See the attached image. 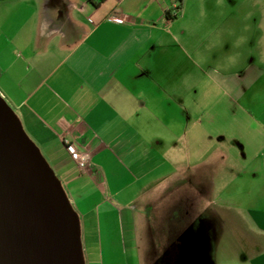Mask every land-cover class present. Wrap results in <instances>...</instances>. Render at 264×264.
I'll list each match as a JSON object with an SVG mask.
<instances>
[{"label": "crops", "instance_id": "0c3cea01", "mask_svg": "<svg viewBox=\"0 0 264 264\" xmlns=\"http://www.w3.org/2000/svg\"><path fill=\"white\" fill-rule=\"evenodd\" d=\"M7 1L0 95L76 212L85 264H128L146 195L179 174L177 236L205 221L195 205L222 221L241 191L264 226V0H54L56 15L47 0Z\"/></svg>", "mask_w": 264, "mask_h": 264}, {"label": "water", "instance_id": "95a60500", "mask_svg": "<svg viewBox=\"0 0 264 264\" xmlns=\"http://www.w3.org/2000/svg\"><path fill=\"white\" fill-rule=\"evenodd\" d=\"M0 264H85L78 216L1 95Z\"/></svg>", "mask_w": 264, "mask_h": 264}, {"label": "rangeland", "instance_id": "374dc122", "mask_svg": "<svg viewBox=\"0 0 264 264\" xmlns=\"http://www.w3.org/2000/svg\"><path fill=\"white\" fill-rule=\"evenodd\" d=\"M52 1L54 0H47V3L51 5L52 14L56 15L54 9L57 5L55 4L54 7ZM60 7L66 6L62 2ZM187 175H176L168 188L146 195L145 206L152 215L146 221L145 230L139 232L137 252L132 253L129 248L125 255L126 262L128 264H252L253 256L264 253V226L255 222L249 215L248 209L252 207L249 205L250 200L245 196L246 191H241L237 199H232L233 202L240 204L235 206L236 208L229 210L227 206H221L224 211L222 221L215 219L214 211L210 210L206 201L203 200L202 204L195 205V216L204 212L205 221L188 223L191 224V230L187 237L177 236L180 233L176 231L178 225L174 215L171 217L170 215L174 209L172 207L174 201L185 194L183 188L186 183L183 186L180 182ZM196 190L191 191L195 197L191 199L192 202L199 201ZM206 190L214 192L208 182H206ZM181 201L179 208H190L189 199L185 198V201ZM253 208L264 209V205ZM227 210L232 216L226 215ZM168 216L173 220L168 219Z\"/></svg>", "mask_w": 264, "mask_h": 264}, {"label": "built area", "instance_id": "2783aa9c", "mask_svg": "<svg viewBox=\"0 0 264 264\" xmlns=\"http://www.w3.org/2000/svg\"><path fill=\"white\" fill-rule=\"evenodd\" d=\"M108 20L111 22H120V18L116 15L110 16ZM67 146L74 159L78 162L79 166L84 169L89 161L88 153L81 151L74 143H69L68 141Z\"/></svg>", "mask_w": 264, "mask_h": 264}, {"label": "trees", "instance_id": "16d2710c", "mask_svg": "<svg viewBox=\"0 0 264 264\" xmlns=\"http://www.w3.org/2000/svg\"><path fill=\"white\" fill-rule=\"evenodd\" d=\"M180 1H181V0H180ZM97 3H98V2H95V4H97ZM168 15H169V17L172 18V19L175 18V16H173L171 12H169Z\"/></svg>", "mask_w": 264, "mask_h": 264}]
</instances>
